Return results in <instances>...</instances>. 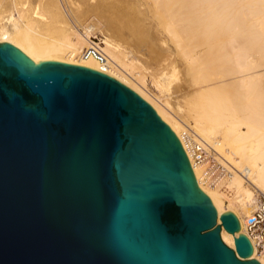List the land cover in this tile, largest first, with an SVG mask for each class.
Returning a JSON list of instances; mask_svg holds the SVG:
<instances>
[{
    "label": "water",
    "instance_id": "1",
    "mask_svg": "<svg viewBox=\"0 0 264 264\" xmlns=\"http://www.w3.org/2000/svg\"><path fill=\"white\" fill-rule=\"evenodd\" d=\"M219 211L134 90L0 42V264H260Z\"/></svg>",
    "mask_w": 264,
    "mask_h": 264
},
{
    "label": "bare ground",
    "instance_id": "2",
    "mask_svg": "<svg viewBox=\"0 0 264 264\" xmlns=\"http://www.w3.org/2000/svg\"><path fill=\"white\" fill-rule=\"evenodd\" d=\"M123 11L134 19L127 29ZM122 30L132 41L117 39ZM97 36L104 47L94 44ZM0 42L31 62L92 68L134 90L180 140L217 218L237 217L239 230L222 228L223 240L236 249L235 238L248 237L245 219L264 196V0H0ZM90 48H100L105 62L86 56ZM148 73L171 100L165 107L139 86ZM188 142L214 150L226 174L211 177ZM252 258L264 264L254 247Z\"/></svg>",
    "mask_w": 264,
    "mask_h": 264
},
{
    "label": "built area",
    "instance_id": "3",
    "mask_svg": "<svg viewBox=\"0 0 264 264\" xmlns=\"http://www.w3.org/2000/svg\"><path fill=\"white\" fill-rule=\"evenodd\" d=\"M100 40L94 38L95 44H100ZM86 56H94L101 63H104L106 57L101 49L90 48L85 51ZM191 157L195 163L208 162L209 168L207 172L211 177H220L226 174L225 167L216 158L215 152L212 149L206 148L200 143L188 142ZM245 229L252 246L255 249L256 255L264 253V196L261 197L256 210L245 219ZM235 249V248H234Z\"/></svg>",
    "mask_w": 264,
    "mask_h": 264
},
{
    "label": "rangeland",
    "instance_id": "4",
    "mask_svg": "<svg viewBox=\"0 0 264 264\" xmlns=\"http://www.w3.org/2000/svg\"><path fill=\"white\" fill-rule=\"evenodd\" d=\"M112 13L114 12L115 14H116V12H115V9H112V11H111ZM128 15V16H127ZM130 14H129V11H123V15L121 16H119L118 18H120V19H122V22L124 23L125 21V28L127 29V27H128V25H126V24H128L129 22H132L133 20L131 19V16H129ZM126 17V18H125ZM126 19V20H125ZM125 20V21H124ZM129 28V27H128ZM83 32V31H82ZM98 35V34H97ZM120 35V36H119ZM125 35V36H124ZM127 36V37H126ZM116 37H117V39L118 40H123V39H125V40H128V42H130V41H132V36L128 33V31L127 30H122V31H118V32H116ZM119 37V38H118ZM123 37V38H122ZM129 37V38H128ZM131 37V38H130ZM128 38V39H127ZM92 40H93V42H94V38H92ZM97 40H100V42L99 43H101V37L100 36H97ZM95 44V43H94ZM97 45V44H96ZM98 45H100V44H98ZM100 46H102V47H104L102 44L100 45ZM135 64H136V66H139L140 64H138V63H136V62H134ZM138 64V65H137ZM141 67V66H140ZM147 73V72H146ZM147 75V74H146ZM147 77V78H146ZM145 77V85H142V84H140L139 86H141V88H142V90H144V92L147 94V95H149V97L151 98V99H153L156 103H158V104H160L161 106H164L165 107V104L164 103H166L167 101L169 102H171V100L170 99H168V98H166V96H168V95H165V97H164V95L155 87V85H153V82H152V80H151V78H150V76H149V73H148V75ZM132 79H133V81L134 82H136L137 83V81H136V79L135 78H133L132 77ZM139 84V83H138ZM159 92L161 93V94H159ZM167 101H166V100ZM174 100H172V104L175 102H173ZM175 104V103H174ZM173 104V105H174ZM207 168H208V166H207ZM206 181L208 182V180L206 179ZM225 242V241H224ZM226 243V242H225ZM227 244V243H226ZM230 246V245H229ZM231 247V246H230ZM231 248H233V247H231Z\"/></svg>",
    "mask_w": 264,
    "mask_h": 264
}]
</instances>
